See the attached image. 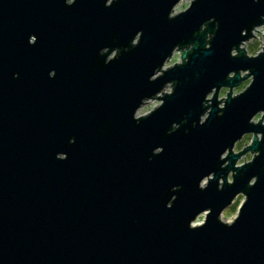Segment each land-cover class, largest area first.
Returning <instances> with one entry per match:
<instances>
[{
    "label": "water",
    "instance_id": "95a60500",
    "mask_svg": "<svg viewBox=\"0 0 264 264\" xmlns=\"http://www.w3.org/2000/svg\"><path fill=\"white\" fill-rule=\"evenodd\" d=\"M176 2L0 0V264H264V143L231 187L238 158L219 160L264 132L248 125L264 110V56L230 57L264 23V0H196L169 20ZM211 18L206 51L197 34ZM197 42L157 76L175 46ZM249 69L248 92L199 126L211 88ZM169 81L164 106L137 118ZM239 192L244 208L223 222Z\"/></svg>",
    "mask_w": 264,
    "mask_h": 264
},
{
    "label": "clouds",
    "instance_id": "9594fccd",
    "mask_svg": "<svg viewBox=\"0 0 264 264\" xmlns=\"http://www.w3.org/2000/svg\"><path fill=\"white\" fill-rule=\"evenodd\" d=\"M74 0H69V3H73ZM114 0H108V5L111 4ZM258 2V0H253V3ZM196 3V0H177L175 3L171 15L168 16L169 20H175L178 17H181L187 14L192 6ZM261 21H264V16H262ZM215 24V18L209 19L206 23L202 24L197 35L204 36V48L206 51H210L212 47V40L214 39V31L219 29V26L216 25L214 31H209V25ZM244 29L240 33V43L237 47H233L230 52V57L232 59H240L241 55L249 60L254 61L258 60L260 57L264 56V23L253 25L251 30ZM198 46L197 43H191L184 47L175 46L171 53L165 57L162 62V65L159 68V71L163 73L161 79L165 74L175 70L179 67H184L188 62V56L193 52V50ZM186 54H188L186 56ZM237 79L236 72H229L227 75V80L232 81ZM238 79L240 83L237 86H227L222 85L219 88L212 87L211 90L204 96L201 106L206 109L203 114L199 117V126H204L210 119L212 112L215 110L218 116H222L223 112L226 110V106L230 100H236L242 95L246 94L248 90L253 86L255 82V76L251 74L249 70H240ZM157 80H153V83ZM175 81L166 82L163 86V90L159 92L156 100L151 104L145 106L140 115H147L151 113L154 109L161 108L164 106L165 100L163 97L167 95L171 97L174 94L173 86ZM248 125L255 129L261 128L264 129V110H259L255 112L250 119L248 120ZM196 124H193V127H196ZM174 128H179V125H174ZM264 143V132H255V131H245L238 139H236L230 147H226L222 154L219 157L221 163V169H228L232 165L231 158H238L235 161V164L232 171H229L226 177L227 185L229 187L235 184V177L238 174V171L244 169L245 167L253 164V162L261 155L259 151H254L256 144ZM242 145V146H241ZM213 175H215L213 173ZM213 175H210L208 179H212ZM225 179L220 178V185H224ZM205 184L208 183V180L204 181ZM258 183V177H252L248 183V187L252 188ZM247 197L243 192H239L235 198L234 202H230L229 206L225 209L224 216L229 221V224L233 219H235L242 211L246 204ZM235 208L234 212H230V209ZM204 222V216H201L197 221L198 224ZM195 227V225H194Z\"/></svg>",
    "mask_w": 264,
    "mask_h": 264
},
{
    "label": "rangeland",
    "instance_id": "374dc122",
    "mask_svg": "<svg viewBox=\"0 0 264 264\" xmlns=\"http://www.w3.org/2000/svg\"><path fill=\"white\" fill-rule=\"evenodd\" d=\"M137 41H138V39H136V41H135V43H137ZM116 52L117 51H114L111 55H110V58H114V56H115V54H116ZM161 74H163L162 72H159L158 74H157V76H160ZM173 88H174V86H173ZM158 96V95H157ZM156 96V97H157ZM156 97H154L153 99H150V100H147V101H145L144 102V104L142 105V107L139 109V111H138V114H137V118H139V117H141L142 115H140V112H142L143 111V109L145 108V106H147V105H149V104H151L154 100H156ZM149 114V113H148ZM143 116H145V115H143ZM242 146V145H241ZM230 212H234L235 211V208H233V209H230L229 210ZM224 212H225V210H224ZM224 212L222 213V215H221V220L223 221V222H227V223H229V221L225 218V216H224ZM201 216H204V220H205V214H202ZM201 216H199L198 217V219L196 220V223H197V221L199 220V218L201 217ZM234 220V219H233ZM232 220V221H233ZM231 221V222H232Z\"/></svg>",
    "mask_w": 264,
    "mask_h": 264
},
{
    "label": "bare ground",
    "instance_id": "6f19581e",
    "mask_svg": "<svg viewBox=\"0 0 264 264\" xmlns=\"http://www.w3.org/2000/svg\"><path fill=\"white\" fill-rule=\"evenodd\" d=\"M205 180H208V178H207V179H205ZM205 180H204V181H205ZM203 183H204V182H203ZM204 184H205V183H204Z\"/></svg>",
    "mask_w": 264,
    "mask_h": 264
}]
</instances>
